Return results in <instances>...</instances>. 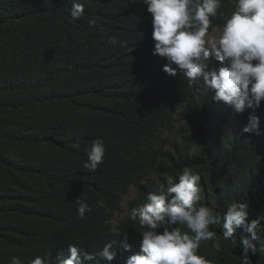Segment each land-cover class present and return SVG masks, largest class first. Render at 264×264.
Here are the masks:
<instances>
[{"label": "trees", "instance_id": "1", "mask_svg": "<svg viewBox=\"0 0 264 264\" xmlns=\"http://www.w3.org/2000/svg\"><path fill=\"white\" fill-rule=\"evenodd\" d=\"M78 2L84 14L73 19L71 0H0V264L36 256L59 264L72 244L96 257L85 264H109L98 253L110 241L111 264H126L142 231L131 210L184 167L199 173L201 203L221 217L233 202L248 204L249 222L264 215V135L242 133L250 115L264 129V103L236 114L202 80L163 72L141 3ZM232 9L221 0L209 33ZM96 139L106 151L90 171ZM78 198L91 208L83 219ZM222 223L210 226L221 249L202 241L197 254L241 264ZM248 264H264V253H249Z\"/></svg>", "mask_w": 264, "mask_h": 264}, {"label": "clouds", "instance_id": "2", "mask_svg": "<svg viewBox=\"0 0 264 264\" xmlns=\"http://www.w3.org/2000/svg\"><path fill=\"white\" fill-rule=\"evenodd\" d=\"M141 3L151 15L152 54L164 61L163 72L175 77L182 75L189 84L203 81V88L211 92V100L229 107L236 114L246 109H258L264 103V0H231L233 9L221 26L209 33L211 17H216L221 0H131ZM70 16L78 19L84 6L71 0ZM116 42L115 37L112 38ZM219 62L210 69L209 62ZM262 121L256 115L248 117L242 133L264 135ZM102 139L94 140L87 150L84 167L95 171L105 156ZM199 173L184 167L177 178L169 177L167 186L159 193L150 192L146 201L133 208L130 218L138 221L142 230L140 252L131 255L126 264H211L198 255L202 241L221 244L210 226L223 221L222 237L233 247L241 248V264H248L249 253H264V215L248 221V204L231 203L222 217L214 209L201 203ZM78 215L84 218L91 211L80 198L76 201ZM244 235L237 242L235 234ZM115 241L107 242L98 253L109 262L116 259ZM259 244V247L257 246ZM130 250V245H125ZM96 257L77 245L68 246V255L59 264H85ZM10 264H23L12 257ZM30 264H47L36 256Z\"/></svg>", "mask_w": 264, "mask_h": 264}, {"label": "rangeland", "instance_id": "3", "mask_svg": "<svg viewBox=\"0 0 264 264\" xmlns=\"http://www.w3.org/2000/svg\"><path fill=\"white\" fill-rule=\"evenodd\" d=\"M210 34H212V33H210ZM134 198H136V189H135V187L131 188L130 195L125 198V202H124V204L122 206L123 207V213L119 215L120 218L124 217V215L126 213L128 201L131 200V199H134Z\"/></svg>", "mask_w": 264, "mask_h": 264}]
</instances>
